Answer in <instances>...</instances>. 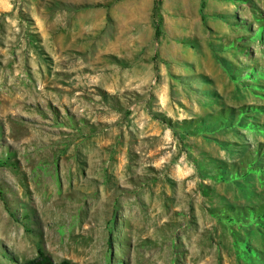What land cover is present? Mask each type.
Instances as JSON below:
<instances>
[{
    "label": "rangeland",
    "instance_id": "rangeland-1",
    "mask_svg": "<svg viewBox=\"0 0 264 264\" xmlns=\"http://www.w3.org/2000/svg\"><path fill=\"white\" fill-rule=\"evenodd\" d=\"M125 1L0 0V264H264V0Z\"/></svg>",
    "mask_w": 264,
    "mask_h": 264
},
{
    "label": "crops",
    "instance_id": "crops-1",
    "mask_svg": "<svg viewBox=\"0 0 264 264\" xmlns=\"http://www.w3.org/2000/svg\"><path fill=\"white\" fill-rule=\"evenodd\" d=\"M147 2V5H146ZM151 2L152 0H127L124 3H121L120 5L113 6L111 10L106 13V12H100V26H98L99 29H104L105 28V20L107 18H123L124 21L127 20L130 17H133L136 19L137 17H143V14H146L147 11H149V8H151ZM152 12H154V7L153 10H151V13L148 15L147 19H144L145 22L143 23L142 21L139 22L138 25H143L146 26L145 28L148 30L149 33H151V23H150V16L152 17ZM128 26V25H126ZM123 28L124 26H120ZM129 27V26H128ZM122 31H120V34Z\"/></svg>",
    "mask_w": 264,
    "mask_h": 264
},
{
    "label": "trees",
    "instance_id": "trees-1",
    "mask_svg": "<svg viewBox=\"0 0 264 264\" xmlns=\"http://www.w3.org/2000/svg\"><path fill=\"white\" fill-rule=\"evenodd\" d=\"M159 9H160V0H155L154 23H155V26H156V37L158 39L160 37V24H159V22L156 19V15H157V12L159 11ZM231 118H232V116H231L230 113L225 114L224 116H222L221 122L224 125H228V124L231 123V122L229 123V119H231ZM257 156H259V157L262 156L260 150L257 151ZM259 157H257V158H259ZM0 197H1L2 201L5 203V200H4V197H3L1 191H0ZM261 217H264V207L256 210V212H255V216H254L255 219H258V218H261ZM25 264H71V263L69 261H67V260L61 261L59 263H55L50 256H48L47 254H45L43 252H40L37 258H35L33 260H30V261L26 262Z\"/></svg>",
    "mask_w": 264,
    "mask_h": 264
}]
</instances>
